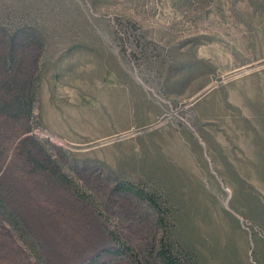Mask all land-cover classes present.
Returning a JSON list of instances; mask_svg holds the SVG:
<instances>
[{
	"label": "rangeland",
	"instance_id": "rangeland-1",
	"mask_svg": "<svg viewBox=\"0 0 264 264\" xmlns=\"http://www.w3.org/2000/svg\"><path fill=\"white\" fill-rule=\"evenodd\" d=\"M13 173L84 197L102 264H264V0H0Z\"/></svg>",
	"mask_w": 264,
	"mask_h": 264
},
{
	"label": "crops",
	"instance_id": "crops-1",
	"mask_svg": "<svg viewBox=\"0 0 264 264\" xmlns=\"http://www.w3.org/2000/svg\"><path fill=\"white\" fill-rule=\"evenodd\" d=\"M12 176L6 181L7 195L0 196V206L14 214L21 227L23 226L29 234L28 239L39 252L41 264H93V259L97 258L95 255L98 258L94 264L103 263L104 259L101 260V256L107 253L104 250L101 255L98 253L93 255L90 230L87 234L79 232L76 236L74 232L71 235V228L90 227L91 217L84 209L86 200L80 193L74 190L71 194L65 192L60 193L62 196H57L53 190L44 187L42 189L39 187L43 192L30 193L27 191L28 187H24L25 181L21 177L15 176V173ZM86 219L88 222H85ZM44 255L49 262L44 261ZM0 264H39V259L20 239L1 209ZM113 264L119 263L113 261ZM120 264L130 263L121 261Z\"/></svg>",
	"mask_w": 264,
	"mask_h": 264
},
{
	"label": "trees",
	"instance_id": "trees-1",
	"mask_svg": "<svg viewBox=\"0 0 264 264\" xmlns=\"http://www.w3.org/2000/svg\"><path fill=\"white\" fill-rule=\"evenodd\" d=\"M78 193V191H77ZM0 209L7 217L8 221L11 223L15 231L17 232L18 236L25 244L29 246L33 254L40 259L39 252L35 248L34 244L27 238L26 231L21 227L19 221L14 216V214L9 213L5 207L0 206ZM254 221L259 225L261 230L264 231V220L263 219H256ZM164 222V220H163ZM117 241H120L116 234H113ZM172 238L174 237L171 235ZM168 238V236H167ZM166 237L161 243L159 248V256L166 264H200L201 259L197 250L192 246L188 247L183 245L182 242H175L173 239H167Z\"/></svg>",
	"mask_w": 264,
	"mask_h": 264
}]
</instances>
